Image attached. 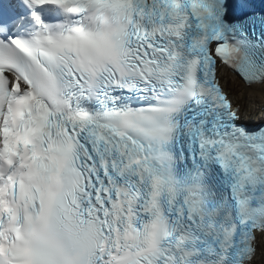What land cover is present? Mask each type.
I'll use <instances>...</instances> for the list:
<instances>
[{
  "label": "snow or ice",
  "instance_id": "snow-or-ice-1",
  "mask_svg": "<svg viewBox=\"0 0 264 264\" xmlns=\"http://www.w3.org/2000/svg\"><path fill=\"white\" fill-rule=\"evenodd\" d=\"M0 0V264H264V0Z\"/></svg>",
  "mask_w": 264,
  "mask_h": 264
},
{
  "label": "bare ground",
  "instance_id": "bare-ground-1",
  "mask_svg": "<svg viewBox=\"0 0 264 264\" xmlns=\"http://www.w3.org/2000/svg\"><path fill=\"white\" fill-rule=\"evenodd\" d=\"M230 77L231 76L224 71L226 88L234 98V101L241 105L243 118L245 119L247 116H250L253 117L254 120H258L262 113L261 108L264 107V96L246 90L243 85L235 87L231 83Z\"/></svg>",
  "mask_w": 264,
  "mask_h": 264
},
{
  "label": "rangeland",
  "instance_id": "rangeland-1",
  "mask_svg": "<svg viewBox=\"0 0 264 264\" xmlns=\"http://www.w3.org/2000/svg\"><path fill=\"white\" fill-rule=\"evenodd\" d=\"M233 80V81H232ZM230 81H232V84L235 86V87H239L240 86V84L233 78V79H231L230 78Z\"/></svg>",
  "mask_w": 264,
  "mask_h": 264
}]
</instances>
